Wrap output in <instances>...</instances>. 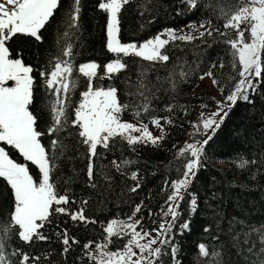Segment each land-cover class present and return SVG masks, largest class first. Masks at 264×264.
Instances as JSON below:
<instances>
[{
	"label": "trees",
	"instance_id": "obj_1",
	"mask_svg": "<svg viewBox=\"0 0 264 264\" xmlns=\"http://www.w3.org/2000/svg\"><path fill=\"white\" fill-rule=\"evenodd\" d=\"M100 2L81 0L79 27L76 30L69 28L72 0H61L54 17L41 30V41L18 34L8 44L11 58H20L25 65L35 69L33 75L36 83L31 110L38 116L39 130L45 133L51 123L49 104L53 97L45 88L39 72L47 67L50 58L59 55L69 39L74 45L76 66L88 61L103 66L115 58L105 46L106 13L98 8ZM234 3L235 0H200L199 7L189 10L181 0H131L122 11L120 38L124 43H140L164 28L201 23L209 19L220 31H224V18L220 16L219 8ZM65 32H69L70 36L65 37ZM167 51L170 61L166 64L152 65L147 61L129 58L126 71L112 80H97L95 83L117 87L121 102H125L128 99L125 94L137 89V74L144 70L147 73L145 82L155 98L150 97V111L142 114L140 120L146 123L157 116L171 118L168 139L172 141L180 139L193 105L207 106L216 101L199 86L201 76L211 71V78L216 81L214 85L222 97H226L239 79V65L233 70L230 46L218 34L206 35L203 39L191 42L176 41L168 46ZM221 64L223 67H220ZM181 72L185 75L181 76ZM99 73L103 75V67ZM82 79L80 88L86 82L85 78ZM79 91L77 87L71 93L72 107L76 105ZM250 100L240 99L228 110V116L207 145L203 166L181 204V215L173 229L172 244L177 249L176 260L173 261L170 250H166L160 264H213L214 261L216 264H245L243 256L247 255V248L253 244L257 249L261 247L260 236L254 229L264 228V83L250 94ZM128 102L134 103L131 100ZM139 103L142 105L144 101L140 99ZM169 105L171 111L167 110ZM122 116L140 123L131 110ZM73 118L70 108L68 126L59 134L68 145V150L58 158V168L53 178L61 194L67 188L76 200L75 204L70 203L66 207L76 211L81 201L88 200L84 215L96 220V223L73 221L69 215L57 214L52 217L50 224L41 229L48 239L25 244L13 235L7 240L9 252L21 248L30 255L40 256L42 259L39 264H91L84 256L83 245L90 240L102 241L105 237L103 228L107 222L117 217L126 218L132 214L134 206L141 202L142 211L135 219L144 217L149 222L147 227H153V220L160 219L156 214L170 194V186L166 187V181L170 185L171 181L181 178L183 170L177 155H173L167 146L159 143L155 146L136 144L133 150L126 142L117 139L108 150H97L98 155L94 159V183L97 186L93 188L89 186L87 175V148L78 144V129L71 126ZM52 138L45 134L41 142L48 147ZM4 147L12 155H17L12 146ZM244 158L248 163L241 168L238 163ZM113 159L132 163L117 171L111 164ZM253 159L257 161L256 164L251 163ZM218 162L229 164V168L215 165ZM26 163L30 173L39 178L35 165ZM137 170L138 179L133 181L130 174ZM105 176L109 179L105 180ZM136 183L140 184L139 189L131 192L130 189ZM192 200L196 204L190 207ZM13 203L12 190L0 178V221L8 219ZM149 208L155 216L148 215ZM185 222L188 228L182 229L181 225ZM206 227L209 228L208 232L204 231ZM65 229L79 244H72L70 251L62 254L65 246L62 244V235L58 233L62 234ZM245 234L249 235L246 237ZM124 242L113 238L109 250L115 251ZM199 243H204L210 253L219 252L222 260L213 255L207 258L200 256L197 248Z\"/></svg>",
	"mask_w": 264,
	"mask_h": 264
},
{
	"label": "snow or ice",
	"instance_id": "obj_2",
	"mask_svg": "<svg viewBox=\"0 0 264 264\" xmlns=\"http://www.w3.org/2000/svg\"><path fill=\"white\" fill-rule=\"evenodd\" d=\"M60 2L61 0H0V142L18 150L25 161L38 167L40 174L38 179H34L27 163H18L9 156L4 147H0V178H3L12 190L14 201L8 219L0 221V264H29L30 261L31 264H39L42 259L40 256L30 255L21 248H14L9 252L7 240L13 235L25 244L48 239L41 229L52 222L54 215L64 214L69 215L73 221L96 223V220L84 215L88 200L81 201L76 211H70L66 207L70 203L75 204L76 200L67 188L61 194L53 178L58 168V158L68 150V145L59 134L68 126L69 109L71 108L74 116L71 126L78 129V144L87 148L89 186L95 188L97 185L94 183V159L98 155V148L108 150L117 139L126 142L133 150L136 144L150 143L155 146L164 138L162 121L172 123L171 118L167 116L153 117L150 123L161 132L160 136H154L148 123L140 120L142 114L150 111V97L155 98L145 82L147 73L144 70L137 74V89L125 94L128 98L125 102H121L117 87H105L95 82L112 80L126 71L129 58L147 61L152 65L166 64L170 61L167 51L170 44L176 41L191 42L203 39L206 35L218 34L223 42L230 46L233 70L239 65V79L235 81L233 91L225 100L216 102L217 110L207 115L201 113V123L193 125L195 134H200L202 129L207 138L202 142L186 141L184 146L179 148L176 158L182 165L181 178L171 181L170 185L166 181V187L170 186L171 192L165 200L166 211L163 206L161 208L163 214L158 222L159 227L145 229L144 217L135 219L142 211L141 202L134 206L132 214L126 218L117 217L108 221L103 228L105 237L102 241L90 240L83 245L84 256L91 264H160L166 250H170L171 258L175 261L177 249L172 244L173 229L181 215V204L189 193L193 179L203 166L206 147L228 116L225 109L231 110L240 99L251 102L250 94L255 93L258 85L264 83V0H235L234 4L220 6L219 14L224 18V31H220L209 19L200 23L199 29L203 31L197 29L194 24L189 25L193 31L198 32V36L191 32L178 33L176 29L166 28L140 43H124L120 38L122 11L131 0H101L98 8L108 17L105 25L106 48L115 58L103 66L95 61H88L80 63L77 67L74 63V45L70 39L65 42L59 55L50 58L47 67L39 72L45 88L53 97L49 104L51 123L45 133L39 130L38 116L31 110L36 83L33 75L35 69L31 65H25L20 58H11L8 44L18 34L41 41V30L54 17ZM181 3L187 5L189 10L200 6V0H181ZM80 5L81 0H72L69 12L71 29L78 30ZM64 36L69 37L70 33L65 32ZM101 67L103 75L99 73ZM220 67H223V64ZM74 72L78 74L75 78ZM180 75L184 76L185 73L181 72ZM205 75L212 76V72L205 73L201 79ZM79 77L85 78L87 84L85 90L80 92L79 102L72 107L71 93L78 87ZM9 82H12L11 86ZM213 82L216 83L215 80ZM140 99L144 101L142 105L139 103ZM129 100L134 103L128 102ZM129 110L140 120L139 125L122 120V114ZM167 110L171 111V105L167 106ZM45 134L53 137L48 147L41 142ZM131 163L129 160L118 162L115 159L111 162L117 171ZM247 163L244 158L238 166L243 168ZM251 163L256 164L257 161L253 159ZM130 178L137 181L138 170L132 171ZM108 179L109 177L105 176V180ZM139 187L140 184L136 183L130 191L136 192ZM195 204L196 201L192 200L190 207ZM148 215L155 216V213L149 208ZM156 223L157 221L153 220V224ZM181 228L187 229L188 223L185 222ZM204 231L208 232L209 228L206 227ZM254 231L260 236L261 247L257 249L253 244L247 248V255H244L243 259L245 264H264V228ZM58 235H62V244L65 246L62 254L68 253L72 244H79L75 237L68 235L66 229ZM245 235L247 237L249 234ZM113 238L125 241L122 247L115 251L109 250ZM245 243H248L247 238ZM197 248L202 257L213 255L222 260L219 252L210 253L204 243H199Z\"/></svg>",
	"mask_w": 264,
	"mask_h": 264
},
{
	"label": "rangeland",
	"instance_id": "obj_3",
	"mask_svg": "<svg viewBox=\"0 0 264 264\" xmlns=\"http://www.w3.org/2000/svg\"><path fill=\"white\" fill-rule=\"evenodd\" d=\"M107 14H106V22H107ZM194 24L196 26L197 29H199V25L200 23H190V24H187V25H183V26H179V27H167V28H172V29H176L177 32H181L183 31V33H189L191 32L194 36L198 35V32L196 31H193V29L191 27H189V25H192ZM166 29V28H164ZM163 30V29H162ZM161 30V31H162ZM200 31H203V29H199ZM159 31V32H161ZM158 32V33H159ZM156 35V34H155ZM154 35V36H155ZM152 36V37H154ZM166 38V37H164ZM147 40V39H146ZM145 41V40H143ZM141 41V42H143ZM106 42H107V37H106V31H105V46H106ZM107 49V48H106ZM15 59V58H13ZM108 63V62H107ZM106 63V64H107ZM105 64V65H106ZM78 67V66H77ZM78 74H74V78L77 76ZM82 77H79L78 78V87L80 89V92H82L83 90H85L86 88V84H87V81L83 84L82 88H80V82L82 81ZM199 86L201 87V89H204L206 90L210 97L214 98V100H216L214 103H211L210 105H207V106H202L200 104H195L193 105L190 110H189V121H188V124L186 126H184L183 130H182V134L180 136V139L179 140H172V141H169L168 139V136H169V132L171 130V124H167V123H164L162 121V124H163V127L165 129L164 133H163V139L159 142V144L163 145V146H167V149L168 150H171V153L173 155H177V152L179 150V148L183 147L185 142L188 141V142H191L192 140H198V141H203L204 139L207 138V136L205 134H203V130L201 129V132L200 134H195L196 133V129L193 127L194 124H200L201 123V113H204L205 115L207 114H210L214 111L217 110V101H224L225 100V97H222L220 91L216 88V86L214 85V82H213V79L211 78V76H204L203 79H199ZM11 83L12 82H9V86H11ZM107 87V86H105ZM233 91V90H232ZM80 92H78L77 94L79 95V98L76 99V104L79 102V99H80ZM75 106V105H74ZM226 111H228V109L226 108L225 109ZM122 120H125V121H129V122H132L134 124H137L139 125V123L137 122H134L128 118H124L123 116L121 117ZM219 119V118H217ZM151 120L147 121L146 123H148L149 125V130L153 132L154 136H160L161 135V132L158 128H155L151 123H150ZM136 134V133H134ZM138 135V134H136ZM150 144V143H149ZM6 144L4 142H0V147H4ZM147 146V145H146ZM175 146V147H174ZM5 148V147H4ZM5 150L9 153V156L14 159L15 161H17L18 163H26L24 162V158L21 156V154L18 152V150H16L17 152V155H12L10 153V151H8L6 148ZM20 155V156H18ZM215 165H218V166H221V167H228L229 168V164L227 163H224V162H218L217 164ZM36 167V170L39 172L38 170V167L35 165ZM31 174V173H30ZM40 175V174H39ZM34 177V176H33ZM34 179H38V178H35ZM170 192H171V188H170ZM163 207H164V210L166 211V206H165V203L163 204ZM162 212L160 210V212H158L156 214V216H158L160 219H161V216H162ZM170 216L168 217V219L170 220ZM159 219V220H160ZM159 220L157 221V223L155 225H153V227H159ZM149 224V222H147L146 220H144V228L145 229H150L147 227V225ZM155 247V246H154Z\"/></svg>",
	"mask_w": 264,
	"mask_h": 264
}]
</instances>
